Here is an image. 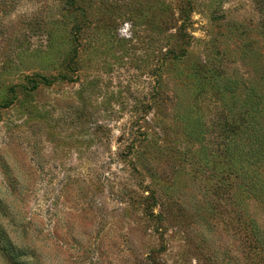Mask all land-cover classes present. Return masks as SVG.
<instances>
[{
  "label": "rangeland",
  "instance_id": "374dc122",
  "mask_svg": "<svg viewBox=\"0 0 264 264\" xmlns=\"http://www.w3.org/2000/svg\"><path fill=\"white\" fill-rule=\"evenodd\" d=\"M248 118L264 0H0V264H264Z\"/></svg>",
  "mask_w": 264,
  "mask_h": 264
},
{
  "label": "trees",
  "instance_id": "16d2710c",
  "mask_svg": "<svg viewBox=\"0 0 264 264\" xmlns=\"http://www.w3.org/2000/svg\"><path fill=\"white\" fill-rule=\"evenodd\" d=\"M246 128L248 133L247 139L249 140L248 145H246L248 149L245 154L247 155L244 158L235 157L233 152L229 151L231 147L226 149V153L230 156V165L234 168L235 173L238 176H242L244 181L246 179V183H249L247 188H242L239 185L241 194L243 196L246 195L247 198L254 200L258 205L264 207V160H262L264 154L260 158L255 157L256 152L260 149V143L258 142L254 124L253 122L251 123L250 118L247 119ZM252 232L254 242L260 247H264V238L261 236V231L255 223L253 224Z\"/></svg>",
  "mask_w": 264,
  "mask_h": 264
}]
</instances>
